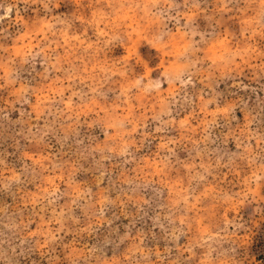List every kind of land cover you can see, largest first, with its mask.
<instances>
[{"label": "rangeland", "instance_id": "374dc122", "mask_svg": "<svg viewBox=\"0 0 264 264\" xmlns=\"http://www.w3.org/2000/svg\"><path fill=\"white\" fill-rule=\"evenodd\" d=\"M0 264H264V0H0Z\"/></svg>", "mask_w": 264, "mask_h": 264}]
</instances>
